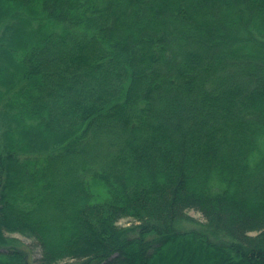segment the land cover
<instances>
[{
  "label": "trees",
  "instance_id": "trees-1",
  "mask_svg": "<svg viewBox=\"0 0 264 264\" xmlns=\"http://www.w3.org/2000/svg\"><path fill=\"white\" fill-rule=\"evenodd\" d=\"M12 232L35 264H264V0H0V264H29Z\"/></svg>",
  "mask_w": 264,
  "mask_h": 264
},
{
  "label": "rangeland",
  "instance_id": "rangeland-1",
  "mask_svg": "<svg viewBox=\"0 0 264 264\" xmlns=\"http://www.w3.org/2000/svg\"><path fill=\"white\" fill-rule=\"evenodd\" d=\"M188 213L192 217L194 216L196 219L203 221V218H202L200 212H198L197 210L189 209ZM131 220H132V218L127 216V217L120 218L117 223H119L121 225H128V223ZM9 235L21 240V242L23 244V247L28 252V257L27 258L29 260V264H35V258H37L38 255H39V249L36 247V245L34 243V240L32 238H29V237L25 236L24 234H21L20 232L19 233L12 232V233H9ZM69 262H71V260H64V261H62V262H60L58 264H66V263H69Z\"/></svg>",
  "mask_w": 264,
  "mask_h": 264
}]
</instances>
